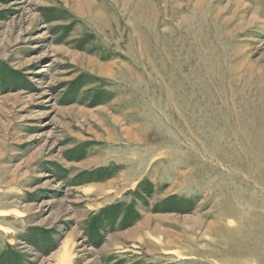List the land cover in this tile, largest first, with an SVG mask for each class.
Returning <instances> with one entry per match:
<instances>
[{
    "label": "rangeland",
    "instance_id": "rangeland-1",
    "mask_svg": "<svg viewBox=\"0 0 264 264\" xmlns=\"http://www.w3.org/2000/svg\"><path fill=\"white\" fill-rule=\"evenodd\" d=\"M65 245L264 264V0H0V264Z\"/></svg>",
    "mask_w": 264,
    "mask_h": 264
},
{
    "label": "bare ground",
    "instance_id": "bare-ground-1",
    "mask_svg": "<svg viewBox=\"0 0 264 264\" xmlns=\"http://www.w3.org/2000/svg\"><path fill=\"white\" fill-rule=\"evenodd\" d=\"M69 251L67 245L62 249V252L58 255L57 264H70Z\"/></svg>",
    "mask_w": 264,
    "mask_h": 264
},
{
    "label": "trees",
    "instance_id": "trees-1",
    "mask_svg": "<svg viewBox=\"0 0 264 264\" xmlns=\"http://www.w3.org/2000/svg\"><path fill=\"white\" fill-rule=\"evenodd\" d=\"M120 207V206H119ZM113 210H115V208L113 209ZM134 217H138V218H140V216L136 213V214H133V218ZM94 238L97 236V231L96 230H94V234L92 235Z\"/></svg>",
    "mask_w": 264,
    "mask_h": 264
}]
</instances>
